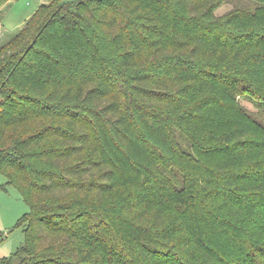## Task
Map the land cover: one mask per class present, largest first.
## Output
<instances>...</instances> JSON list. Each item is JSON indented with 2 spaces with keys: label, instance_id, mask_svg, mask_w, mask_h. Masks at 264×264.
Returning a JSON list of instances; mask_svg holds the SVG:
<instances>
[{
  "label": "trees",
  "instance_id": "1",
  "mask_svg": "<svg viewBox=\"0 0 264 264\" xmlns=\"http://www.w3.org/2000/svg\"><path fill=\"white\" fill-rule=\"evenodd\" d=\"M224 1L50 0L0 47V264H264V0Z\"/></svg>",
  "mask_w": 264,
  "mask_h": 264
},
{
  "label": "rangeland",
  "instance_id": "2",
  "mask_svg": "<svg viewBox=\"0 0 264 264\" xmlns=\"http://www.w3.org/2000/svg\"><path fill=\"white\" fill-rule=\"evenodd\" d=\"M50 0H17L5 5L0 10V47L20 30L26 19L31 17L40 4H47ZM252 0H225L224 3L215 10L216 16H222L235 8L252 9ZM239 104L249 113H256V108L252 102L239 100ZM36 126H33L35 130ZM32 129V130H33ZM31 130V131H32ZM26 127H14L10 134H4L0 140V149L8 148L11 140L19 136L20 133L28 134ZM11 135V136H10ZM10 136V137H9ZM28 212V207L20 198L19 192L0 173V259L8 258L15 253L22 243V232L17 227L18 221Z\"/></svg>",
  "mask_w": 264,
  "mask_h": 264
},
{
  "label": "crops",
  "instance_id": "3",
  "mask_svg": "<svg viewBox=\"0 0 264 264\" xmlns=\"http://www.w3.org/2000/svg\"><path fill=\"white\" fill-rule=\"evenodd\" d=\"M40 5H42V4H40ZM40 5H39V6H40ZM39 6H38V7H39ZM29 18H30V17H29ZM29 18H28V19H29ZM28 19H26V21H27ZM26 21H25V22H26ZM0 26H1V25H0Z\"/></svg>",
  "mask_w": 264,
  "mask_h": 264
}]
</instances>
